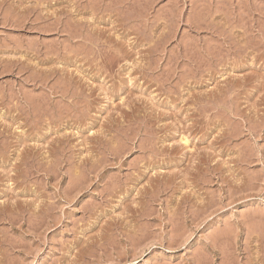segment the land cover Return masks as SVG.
<instances>
[{
  "label": "rangeland",
  "instance_id": "1",
  "mask_svg": "<svg viewBox=\"0 0 264 264\" xmlns=\"http://www.w3.org/2000/svg\"><path fill=\"white\" fill-rule=\"evenodd\" d=\"M0 264H264V0H0Z\"/></svg>",
  "mask_w": 264,
  "mask_h": 264
},
{
  "label": "bare ground",
  "instance_id": "2",
  "mask_svg": "<svg viewBox=\"0 0 264 264\" xmlns=\"http://www.w3.org/2000/svg\"><path fill=\"white\" fill-rule=\"evenodd\" d=\"M82 24V23H80ZM82 26V25H81ZM88 36V35H87ZM74 37V36H73ZM50 120V119H49ZM97 143V142H96ZM102 143V142H101ZM105 143V142H104ZM107 145V144H106ZM81 168V167H80ZM98 169V168H97ZM51 208V207H50ZM2 211V210H1ZM48 211V210H47ZM22 212V211H21ZM43 213V212H42ZM20 215V214H19ZM39 215V214H38ZM25 219V218H24Z\"/></svg>",
  "mask_w": 264,
  "mask_h": 264
}]
</instances>
